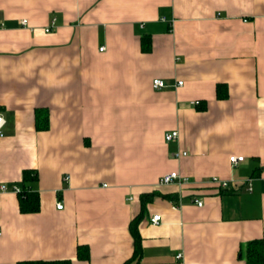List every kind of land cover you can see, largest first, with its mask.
<instances>
[{
	"label": "crops",
	"instance_id": "crops-1",
	"mask_svg": "<svg viewBox=\"0 0 264 264\" xmlns=\"http://www.w3.org/2000/svg\"><path fill=\"white\" fill-rule=\"evenodd\" d=\"M0 110V264H244L255 239L264 251V0H0ZM13 186L37 193V212L19 211Z\"/></svg>",
	"mask_w": 264,
	"mask_h": 264
},
{
	"label": "trees",
	"instance_id": "trees-1",
	"mask_svg": "<svg viewBox=\"0 0 264 264\" xmlns=\"http://www.w3.org/2000/svg\"><path fill=\"white\" fill-rule=\"evenodd\" d=\"M141 50L146 52L149 51L151 46L149 43V39L142 38L141 39ZM216 98H224L226 97V89L220 83L216 84ZM40 109L35 110V123L37 129H45L47 128L48 123L46 122V116L39 115ZM23 183L32 181L36 178V175L33 171L26 170L23 172ZM19 198V211L21 213L27 212H37L39 209V198L37 193L26 189L20 193H18ZM144 199L151 198V195H145ZM142 198V199H143ZM139 217H135L130 225V233L132 235V239L134 240V249L133 254L134 256L139 255V236L137 232V222ZM243 257H244V264H264V251H263V242L261 240L255 239L250 240L247 242L243 247ZM80 250H77V255L80 256ZM133 260H128L124 264H132ZM20 264H67V261H58V262H46V261H28V262H21Z\"/></svg>",
	"mask_w": 264,
	"mask_h": 264
},
{
	"label": "built area",
	"instance_id": "built-area-1",
	"mask_svg": "<svg viewBox=\"0 0 264 264\" xmlns=\"http://www.w3.org/2000/svg\"><path fill=\"white\" fill-rule=\"evenodd\" d=\"M52 23H53V21H52ZM21 25H26V20H22L21 21ZM44 32H46V33L50 32V27L45 28ZM100 49H102V48L100 47ZM181 84H182L181 81H177V85H181ZM151 87L153 89L157 90L158 88L166 87V84H165L163 79L157 78V79L152 80ZM4 123H5V120H4L2 112L0 110V136H2V134H3L2 130H3L4 126H5ZM163 135H164V140L167 141V142L168 141H172L173 139L178 137L176 130H173L171 132H166ZM185 155H186V152H176L175 153V157H181V156H185ZM228 160H229V163H231V165L233 166V165L237 164L238 161H241L242 157L233 155V156H230ZM179 177L180 176L178 175L177 172H175V171L174 172H170V173L165 174L162 177H160V179H159L160 182L159 183H172V182H174L175 179H178ZM181 179H183V182H185L187 180L185 178H181ZM212 182H214L217 185V187H219V186L220 187H227L228 186V182L227 181H221V180H218L217 178H212ZM248 183H249V181L245 182V184H247V185H248ZM232 184H233L232 185L233 187L237 186L236 182H234ZM249 189H250V185L247 186V190L248 191H249ZM7 190H8V188H7L6 185L0 184V192H5ZM11 190L13 192H16V193H20L21 192L20 188H18L17 186L11 187ZM192 201L198 207H200L202 205V201L200 199H198V198H193ZM61 206L62 205H61L60 202H58L56 204V208L57 209H60ZM159 221H160V216L158 214L153 215L150 218V222L152 224H158ZM180 257H181V254L178 253L177 254V258H180Z\"/></svg>",
	"mask_w": 264,
	"mask_h": 264
}]
</instances>
